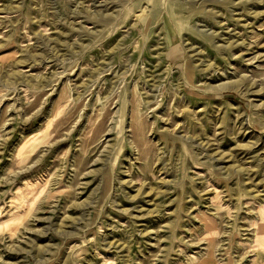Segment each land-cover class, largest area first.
<instances>
[{"label": "rangeland", "instance_id": "374dc122", "mask_svg": "<svg viewBox=\"0 0 264 264\" xmlns=\"http://www.w3.org/2000/svg\"><path fill=\"white\" fill-rule=\"evenodd\" d=\"M0 264H264V0H0Z\"/></svg>", "mask_w": 264, "mask_h": 264}]
</instances>
